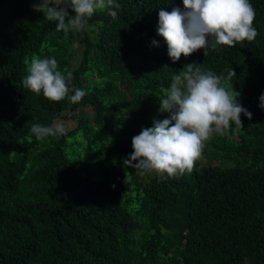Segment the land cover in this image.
Wrapping results in <instances>:
<instances>
[{"label": "trees", "instance_id": "obj_1", "mask_svg": "<svg viewBox=\"0 0 264 264\" xmlns=\"http://www.w3.org/2000/svg\"><path fill=\"white\" fill-rule=\"evenodd\" d=\"M38 2L0 0V264H264V0H250L255 40L175 62L158 13L183 11V0H116V19L97 11L68 35L33 10ZM33 55L71 72L69 96L83 89L82 100L24 88ZM190 63L224 77L232 68L226 86L252 118L214 134L212 162L190 174L138 176L123 164L132 138L170 117L160 98ZM80 107L92 113L66 135L31 133Z\"/></svg>", "mask_w": 264, "mask_h": 264}, {"label": "clouds", "instance_id": "obj_2", "mask_svg": "<svg viewBox=\"0 0 264 264\" xmlns=\"http://www.w3.org/2000/svg\"><path fill=\"white\" fill-rule=\"evenodd\" d=\"M183 5V11L177 7L158 13L157 34L164 38L168 56L174 62L201 49L206 55L208 48L252 42L258 34L253 27L256 13L250 0H183ZM32 8L42 12L47 21L56 22L57 32L68 35L85 30L97 11L107 9L116 19L113 8L119 9L120 5L116 0H39ZM152 44L158 46V41L153 40ZM26 65L28 74L21 82L32 93H42L51 102L68 98L72 103H79L86 95L85 90L74 88V94L69 96L72 73L65 75L59 70L55 58L33 55ZM226 71L224 77L190 63L174 75L164 98H160L159 108V112L170 113V117L154 119L152 127L143 128L132 138L134 151L123 161L125 168L135 169L141 177L155 173L162 179L190 174L213 134L224 135L233 124L242 128L241 113L248 119L253 114L238 102L240 93L226 86V81L236 77L232 68ZM259 99V107L264 109V94ZM31 133L43 140L66 135L67 129L61 123L33 124ZM129 179L126 174L124 182Z\"/></svg>", "mask_w": 264, "mask_h": 264}, {"label": "rangeland", "instance_id": "obj_3", "mask_svg": "<svg viewBox=\"0 0 264 264\" xmlns=\"http://www.w3.org/2000/svg\"><path fill=\"white\" fill-rule=\"evenodd\" d=\"M80 58V57H79ZM75 61L74 67H77L79 64V60ZM92 113V109L90 107H80V108H70L66 111H63L54 122V125L57 123L63 124L67 130H71L78 125V122L81 118L86 119ZM214 135V134H213ZM210 140H208L203 148V154L201 159L199 160L200 163L206 164L212 162L209 157L207 156V149H209ZM151 176L155 175V173H151Z\"/></svg>", "mask_w": 264, "mask_h": 264}]
</instances>
